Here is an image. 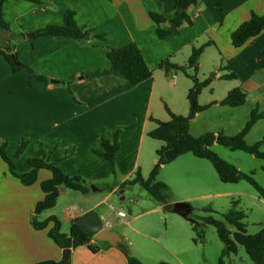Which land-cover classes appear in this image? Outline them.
<instances>
[{
	"label": "crops",
	"instance_id": "obj_1",
	"mask_svg": "<svg viewBox=\"0 0 264 264\" xmlns=\"http://www.w3.org/2000/svg\"><path fill=\"white\" fill-rule=\"evenodd\" d=\"M215 2L198 0L187 11L193 17L192 24H183L175 34L159 40L155 34L157 24L150 15L160 16V27L167 28L174 13L170 0H5L2 18L9 31L0 30L1 48L5 49L15 36L23 35L13 41V51L19 62L49 80L65 82L69 78L74 79L63 84L49 81L48 85L40 82L29 85L26 71L13 72L0 55V144L6 143V152L11 157L21 140L29 143L14 161L16 170L19 173L28 172L29 159L36 157L40 149L50 152V161L58 160L55 154L52 155L57 145L50 148L46 146L49 138L60 137L56 130L61 127V162L58 166L64 174L80 177L89 188L83 194L59 187L56 204L60 199L61 204H64L61 216L56 217L55 213L47 210L36 217L38 222L54 216L60 223V231L66 225L69 233L73 221L87 211L97 212L96 209L110 201L113 193L120 190L124 181L132 179L136 171H140L144 178L148 166H154L156 156L149 157L151 145L144 137L156 128V121L169 120L165 107L175 115L188 114L186 92L192 86L187 77L179 78L177 75L174 80L168 79L158 68L161 62L184 66L193 48L210 43L199 58L198 69L200 80L216 72L215 78L205 88L209 96L204 105L215 103L201 112L212 113L211 120L206 117L202 121L206 132L232 137L241 131L254 109L258 114H264V69L260 67L264 57V31L240 48L235 49L230 43V34L251 13L263 14L264 0H223L221 24ZM67 11L75 13L74 20L80 28L91 32L88 40L31 36L36 30L48 25H61ZM129 43L139 49L147 68L152 72L151 78L137 86L113 76L95 80L86 78L87 72L108 65L107 48H119ZM227 63L235 64L232 68L237 76L235 80L220 79L226 73L218 71V68ZM204 67L207 74H199ZM222 81L233 84H217ZM167 88L174 91L168 97L165 93ZM234 88H240L246 94L244 105L231 108L217 104ZM157 103H165L163 112L156 108ZM136 111H142L140 134L138 138H127L123 125L128 124L130 117L134 122ZM217 115L222 117L216 119ZM116 127H123L124 130L118 138L115 169L111 172L108 164L93 154V150L101 149L102 139L112 140ZM189 133L199 137L192 133L190 126ZM263 137L264 117L251 127L245 142L255 144ZM249 138L255 139L248 141ZM217 146L214 143L211 148ZM157 149L152 150L155 153ZM235 167L242 172L241 167ZM50 178L51 173L41 169L34 184L23 186L10 175L7 165L0 158V264L63 260V249L47 235L52 223L41 230L32 225L35 205L44 198L40 183ZM92 183H97L94 190L90 189ZM100 185L103 186L101 189ZM101 190L106 193L96 198L94 195L100 194ZM73 204H79L82 209L77 210ZM151 206L156 213L164 210V205L157 202ZM72 208L76 209L75 215L70 211ZM134 220L126 222L119 219L116 224L108 223L107 229L114 232L115 226L125 225L129 232L122 236V244L142 264H172L164 257V252L170 251L161 241L163 235L157 231L151 235L141 233L131 226ZM172 222L184 229L182 222L178 223L176 219ZM89 245L98 247L97 251L92 252L88 245L70 248L69 264H127L118 247L93 239ZM176 262L183 264L177 259Z\"/></svg>",
	"mask_w": 264,
	"mask_h": 264
},
{
	"label": "trees",
	"instance_id": "obj_2",
	"mask_svg": "<svg viewBox=\"0 0 264 264\" xmlns=\"http://www.w3.org/2000/svg\"><path fill=\"white\" fill-rule=\"evenodd\" d=\"M170 1L173 3L174 13L168 21L169 26L167 28L160 27V23L162 21L160 16L154 14L150 15L151 19L157 24L155 34L159 40H164L167 36L175 34L177 29L183 24L191 25L192 20L187 14V11L191 6L196 5L198 2V0ZM4 2L5 0H0V30L8 32L9 28L2 18V7ZM222 5L223 0H216L215 10L218 15L219 24H221L223 20ZM179 10H182V12L178 13ZM74 16L75 13L73 11H67L63 16V23L61 25H48L42 29L36 30L31 36L33 38L64 37L72 41L88 40L91 32L80 28L76 24ZM263 31L264 12L261 15L251 13L249 18L241 23L230 34L231 46L235 49L240 48L247 42L258 37ZM21 37H23V35L15 36V40L13 39L11 42L9 41L5 49H2L0 46V55L3 56L7 63L11 66L13 72L20 70L26 71L29 85L32 82H40L44 85H48V78L36 74L31 67L18 61L17 55L13 51V41L15 42ZM98 38H100V36H98ZM208 45H210V43H206L199 48H193L190 56L188 57L187 63L184 66H178L168 61H164L159 64L158 68L164 72L165 76L169 77L172 73L181 72L191 80L192 86L188 90L186 96L188 114L186 116L175 115L165 107V110L169 115V120L166 122L156 121V128L147 134L149 138L163 143V145L155 151L157 160L148 177L144 179L140 172L136 171L132 179L126 180L120 185V189L124 186L139 185L157 203L164 205V211H169V205H166L163 197V193L167 190V187L163 183L156 182V177L163 166L168 165L180 156L189 153L195 158L207 160L216 172L220 182L236 184L240 181H245L253 187L261 198L264 199V190L256 183L251 174L242 173L235 166L222 160L213 151H211L213 144L217 143L230 151H240L251 155L256 159L264 161V152L260 150L262 144L264 143V137L253 145H248L245 142L246 134L257 120L264 117V114H258L256 109H254L241 131L232 137H227L223 134L215 136L212 133H206L199 137H193L189 133V125L194 117L198 113L205 111L211 105L215 104L210 103L204 106L198 104V97L202 90L206 88L216 76V72H212L202 81L197 78L199 58L204 48ZM106 59L108 65L105 68L89 71L85 74L88 80L113 76L131 86H137L151 78V70L147 68L139 49L133 43H129L119 48H107ZM234 65V63H227L218 68V71L227 70L229 72L221 76V80H235L237 78L232 71ZM260 67L261 69H264V57L261 60ZM188 71L191 73L189 74ZM73 80V78H69L65 82L70 83ZM245 101L246 94L244 91L240 88H234L230 90L225 98L217 104L236 108L244 105ZM118 135L119 130H116L113 134L112 140L102 139L101 149L93 150V154L108 164L111 172H114L115 157L119 149ZM27 145L28 141L21 140L16 153L10 157L6 152V143H1L0 158L7 165L10 175L19 180L23 186H30L34 184L37 180V173L41 169L47 170L51 173L50 179L40 183V189L44 194V198L35 205L34 216L32 218L33 227L37 230H41L49 223H52V227L48 231L47 235L53 243L61 249H70L82 245H88L92 252H96L98 247L89 245L92 238L84 234L75 225L76 220L71 223L69 233L67 235L61 233L60 223L54 216H50L42 222L37 221L36 217L39 214L52 209L56 205L57 198L59 196V187H64L83 194L87 193L89 188L80 177H71L64 174L58 166L60 161H50V157L42 149L39 150L36 157L29 159L28 164L30 170L26 173H19L16 170L14 161L23 153ZM233 206H236L235 202L233 203ZM234 207L223 216V221L216 220L212 216H208L203 219L205 224L215 228L217 237L222 244L218 264H223V258L235 254L237 246L244 248L252 264H264V228L254 235L247 234L245 224L243 223L245 214L240 210H235ZM206 211L211 212V209L208 208ZM191 224V230L195 235L193 242L196 243L197 240H201L203 238V234L199 228V224L195 220H192ZM118 248L125 256L127 264H142L137 258L130 255L126 245L121 243ZM36 264H69V259L65 262L43 261ZM159 264L168 263L161 262Z\"/></svg>",
	"mask_w": 264,
	"mask_h": 264
},
{
	"label": "rangeland",
	"instance_id": "obj_3",
	"mask_svg": "<svg viewBox=\"0 0 264 264\" xmlns=\"http://www.w3.org/2000/svg\"><path fill=\"white\" fill-rule=\"evenodd\" d=\"M205 69L206 67H204V70L201 69L199 74L204 73V75H206L207 70ZM223 72L229 73L227 70ZM188 73L190 74L191 72L188 71ZM177 75L179 78H186L183 73L176 72L172 73L168 79L174 80ZM197 78L199 79L198 73ZM176 84H178V81H176ZM217 84H226L227 86L233 83L222 81ZM173 92L172 89L167 88L165 90L166 97ZM215 95H217V88ZM208 96L209 91L204 88L198 97V104L204 106ZM163 104L157 103L156 106L161 112L164 110ZM134 113V122L132 121V117H130L128 124L123 125L125 130L123 127L115 128V130H119V135L124 130L127 138L139 137L142 111H136ZM211 114L212 113L208 111L201 113L194 122H190L191 125L189 126L193 134L201 136L208 133L206 132L207 128L202 125V121L206 117L211 120ZM219 117L222 116L217 115L216 119ZM56 132H59L60 137L56 136V138H49L46 147L50 148L53 145H57V149L52 152V155L55 154L61 162V127L56 130ZM144 138V140L151 145L149 147L151 148L149 157L154 158L155 153L152 149L160 148L163 143L147 136ZM254 139L255 138H249L248 141H253ZM260 150L264 152V147L260 148ZM211 151L227 163L241 167L242 173L251 174L256 183L264 190V161L240 151H230L220 145L214 149L211 148ZM45 153L51 158L50 152ZM148 167V170H146L147 172L144 173V179L148 177L152 170L150 166ZM156 182L163 183L167 187V190L163 193L166 205L184 202L191 206L192 211L187 218L164 210L161 213L153 212L151 205L155 204L156 201L139 185L124 186L122 189L115 191L111 200L98 207L96 213L99 214L100 218L105 223L116 224L119 219L127 222L135 218L132 223L130 222L131 226L141 233L148 235L153 234V231L161 233L163 235L161 241L170 251L169 253L164 252V257H166L168 261H171L172 264H177L176 259L183 264H218L222 244L217 237L215 228L205 224L203 219L212 216L216 220L223 221V216L234 207V202L236 203L234 209L240 210L245 214L243 223L245 224L247 234L254 235L264 228V199L245 181H240L236 184L220 182L216 172L207 160L195 158L190 153L182 155L160 170L156 177ZM95 186H97V183H92L90 189ZM102 187L101 185L99 186L100 189ZM123 191H125V193L120 194V192ZM105 193L104 190H101L100 194L96 193L94 196L99 198ZM63 205L60 199L49 211L55 213L56 217H60L64 209ZM73 206L77 210L80 208L82 209L79 204H73ZM208 208L211 209V212L206 211ZM117 211L123 212L124 217L117 216ZM165 217L168 219H165ZM173 219L178 220V223L182 222L184 229L172 222ZM192 220H195L199 224V228L203 234V238L197 240L196 243L193 242L195 235L191 230ZM113 231L121 238L129 232L125 225L122 227L115 226ZM61 232L68 233V227L63 225ZM223 264H252V262L247 256L244 248L237 246L235 254L223 258Z\"/></svg>",
	"mask_w": 264,
	"mask_h": 264
},
{
	"label": "water",
	"instance_id": "obj_4",
	"mask_svg": "<svg viewBox=\"0 0 264 264\" xmlns=\"http://www.w3.org/2000/svg\"><path fill=\"white\" fill-rule=\"evenodd\" d=\"M179 10L178 13H181ZM52 84H63L66 82L51 81ZM95 188H92L94 190ZM192 211L189 204L184 202H177L169 204V211L173 214L186 218ZM75 225L88 237L92 238L95 242H105L112 247H118L122 243V238L114 232L103 228V221L100 216L93 210L87 211L79 218L76 219ZM70 250L63 249V260L67 261L69 258Z\"/></svg>",
	"mask_w": 264,
	"mask_h": 264
},
{
	"label": "built area",
	"instance_id": "obj_5",
	"mask_svg": "<svg viewBox=\"0 0 264 264\" xmlns=\"http://www.w3.org/2000/svg\"><path fill=\"white\" fill-rule=\"evenodd\" d=\"M190 17H191V16H190ZM192 18H193V17H191V20H192ZM70 211L72 212L73 215L76 214V209H75V208H72ZM117 216H119V217H124V213H123V212H118V213H117ZM108 227H109V224L103 222V228H106V229H107Z\"/></svg>",
	"mask_w": 264,
	"mask_h": 264
}]
</instances>
